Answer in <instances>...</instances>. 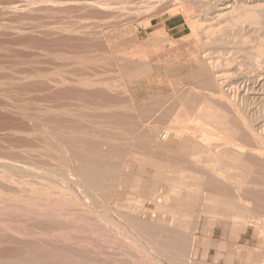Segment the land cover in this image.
<instances>
[{"label":"rangeland","instance_id":"obj_1","mask_svg":"<svg viewBox=\"0 0 264 264\" xmlns=\"http://www.w3.org/2000/svg\"><path fill=\"white\" fill-rule=\"evenodd\" d=\"M202 1L203 0H0V58L4 61L3 63L0 59V65L4 64L5 67L3 68L2 66L3 70L0 69V71L2 70L0 73L4 71L6 74L2 73L0 75V81L4 82L3 80L10 79L4 82V85H2L1 82V85L6 87L9 91V95L14 93L11 91L13 88L10 89L13 78L15 79L12 86L16 88L22 87V89L18 88L22 90V94L18 89L14 88L13 91L17 92L16 90H18L17 95L16 97L13 96L16 94L14 93L12 95L13 98L7 95L10 99L4 94V91L5 93L8 92L6 89L1 91V93L4 94V99L6 100L8 98L6 101L3 99V94L0 93V96H2L0 99L4 100V102H0V108L2 109H0V176L2 177L4 175L7 177L6 174H10L11 176H8L9 178L7 179L10 180L11 177V182H15V184H10V181L6 179V183L5 177L2 179L0 177V260L4 259L2 262L0 261V264H18V262L19 264H33L34 261L31 260L35 259L34 264H41V262L44 264V260H47V262H45L46 264H254L253 262L256 264L258 261L261 262V259H264V243H262V241H264V237H262L264 236V207L263 210H260L261 212L256 211L258 205L264 200V171L263 174H261V170H264V22L260 21V24H258V21H256L257 18L260 19L264 11V0ZM103 5L106 6H104V9ZM9 8L14 10H10ZM245 10L247 13L249 12L247 16H245L246 18L242 16ZM255 13L258 14L256 16L257 18L255 17ZM240 17L241 19L244 17L247 21L239 19ZM253 21H256V24L260 26L256 27ZM90 27L95 29H91ZM66 39L68 40L66 41ZM88 42L89 44H87ZM71 48L73 50H71ZM98 49H100L101 52L100 50L98 51ZM89 50L90 52H88ZM92 54H96L97 56ZM6 55L8 56L6 57ZM8 59L11 62L8 61ZM123 59L129 62L131 61L133 66L136 65V69L138 67L141 70V65V67L144 66L146 69H142L141 71L137 69L134 74L127 72V70L124 71L122 64ZM71 60L72 62H70ZM88 60L92 63L100 61L98 64L96 62V65L94 64L92 67L93 64L90 65L91 63H88ZM79 62L80 65H78ZM105 62L109 64L106 63L103 65L102 63ZM23 63L24 65H22ZM74 64L76 66H74ZM97 66L98 69H96ZM204 66H208L205 68L208 69L209 75L213 73L211 77L213 81H217V89L215 86L209 87V89L201 84L202 78H194L193 74L201 70ZM109 67H111V69H109ZM100 71H103V73ZM104 71L107 72V74H105ZM16 72L21 73L16 74ZM31 72L32 76H30ZM39 73H44L43 75L48 78H45ZM13 74L16 76L18 75L17 78L13 76ZM93 74H96V76L100 74L102 76L99 75L98 78L95 75L93 76ZM19 75L22 76L20 77L23 78V80L26 77L25 80L27 82L24 81L26 83H23ZM25 75H28V78L30 76L28 79L29 81ZM33 75H40L39 77L41 79L43 76L44 80H42L44 82L41 83L40 81L42 80L36 76L33 77ZM105 75L111 77H106ZM63 77L65 79H63ZM85 77L89 79L87 80ZM94 77L97 79H94ZM78 78L86 79V81H91L90 78H92V81L97 80L96 82L101 81V78L102 80L111 78L109 79L110 82H113L116 86L120 85V88L117 87V92H122L119 94L121 96L120 98L124 99L123 101H126L127 104H133L134 102L138 104L142 102L146 103L148 100V103H151V101L155 102L156 97H160V99L163 97L164 103H162L163 100H159V98L156 99L158 104L161 103L163 105L161 109H156L157 112L154 110L155 114L161 112L165 107L167 108L169 106L168 103H170V106L171 104H175V106H169L171 112L169 113L170 116H166L164 118L165 120L156 117L153 121L154 124L152 123L151 126L153 125L154 128L157 126L158 128L154 131H158V133H163V131L174 132L177 130V132H179L178 138H175L168 148H163V150L161 148L159 149V151L164 152H161V156L163 157L159 156L156 158V156L153 157V155H134L135 153L133 154V152L126 153L125 156L123 155L121 157H124L123 164L119 162L123 160L121 159L118 161L119 163L117 166L121 168L119 169L122 173L121 178L124 186L117 187L113 189V191L103 190L102 192H97L96 195L91 198L87 193H85V198L83 190L75 187L72 182H70L71 178H69L66 170L68 167L64 166H67L69 163L70 167V163L72 162L69 161L71 159L68 157V154L67 157H65L66 155L64 153H60L61 149L58 147L59 144L57 145L58 141H56L58 137L57 135H54V137L53 134L57 132L60 133L61 131H64V133L61 132L63 134H65V132L66 134L70 132L74 134L77 131V134H84L88 131L90 134H93L94 125L97 124L95 126L96 128L99 125L98 123H100L98 122L95 124V119L99 121L102 119L104 121L106 119L105 124V121H101L100 124L103 122L105 125L104 128H106L105 130H108V132H104L103 127L99 125V128L103 131L101 130L100 132V129L96 128L94 132L95 135H89L95 140V136H99L97 137V141H99V139L101 140L103 137V132L104 137L108 134L110 137H113V133H115L117 135L115 138L119 136L118 140L120 142L118 140L116 141L119 145V143L123 141L120 140L122 139L120 138L122 135L119 134L122 129L121 126L117 125L119 126L117 127L115 123L107 121L112 112L110 113L109 110L106 111L105 109L98 110L94 100L92 101L89 98L91 102L88 101V98L84 95L86 93L84 92H90L92 89H90V87H85L86 89L84 86L82 87V80L80 79V81ZM46 79L49 81H46ZM16 81H20V83L18 82L19 85L15 84V86L14 82ZM8 82H10V84ZM71 83L74 84L72 85ZM23 84L25 86H23ZM63 84H65V86ZM79 84L81 87L78 86ZM38 85L46 87L42 88L40 86L38 87L39 90L37 88ZM74 85L75 87L72 89ZM2 86L0 90L5 88H2ZM26 86L32 87V90H29L30 88L26 89ZM77 88L80 91H77ZM43 89H46V91ZM69 90L75 92L72 93V91L70 92ZM219 90H221V94ZM64 93L68 94L69 97ZM71 94H74L75 97ZM17 97L20 98L17 99ZM82 97L90 104L86 105L87 102L83 100ZM153 97H155V99ZM164 97L166 98L164 99ZM182 97H187L188 101H182ZM80 99L81 101H79ZM177 99H179V101H177ZM8 100L11 101L9 102ZM158 101L161 102L159 103ZM174 101L177 103H174ZM12 102L15 105H13ZM23 102L26 103L24 104ZM8 103H12V107H10ZM53 103H55V105ZM188 103H194V108L188 109L186 107ZM24 105L27 108H25ZM234 106L239 108L237 109ZM3 107L6 108V110L12 109L8 112ZM7 107L9 108L7 109ZM67 107L70 109H66ZM156 108H158V106ZM31 109L33 110L31 111ZM232 110L234 111L232 112ZM237 110H240V113ZM37 111H39L40 114ZM21 112L25 113V117L30 116L29 119H25ZM133 112L135 111L132 110V115ZM241 112L244 114H241ZM236 113H238V115ZM106 114H108V117ZM136 114L137 112H135L133 116H136V122L139 123ZM75 115L78 116V120ZM79 115L81 117L83 116L84 119L79 117ZM73 116L74 118H72ZM98 116H100V118ZM102 116L105 117L103 118ZM239 116L241 117L239 118ZM30 118L33 120L35 119L34 122L32 119L30 120ZM79 118L82 119L81 122L83 124L79 123ZM162 119L164 121H162ZM89 120H91V122L94 120V125H90L91 122ZM244 120H246V123H248V121L249 123L251 122L250 126H242V123L245 122ZM70 121L72 123H70ZM86 121L88 125H86ZM108 122H110V124ZM4 123L6 124L4 125ZM66 123L69 124V126H67ZM233 123L237 124L234 125ZM239 123L241 126L237 127ZM103 124L102 126H104ZM113 124L117 128L116 130L119 128L118 131L112 127ZM86 126H88V128ZM138 126L142 128L141 124H138ZM85 128L87 130L83 132ZM107 128H113V130L111 131ZM42 131H45L44 133H46V136L42 134ZM32 132L36 133L33 134ZM97 132H99V134H97ZM109 132H111L112 135ZM48 137L50 141H48ZM188 137L192 138V140H188ZM42 138L46 139L43 140ZM52 138L56 139L52 140ZM39 139L41 141H39ZM51 141L54 142L53 145L57 142L56 148L59 151L58 154L65 156L60 155L59 158L57 157L58 154L54 156L53 153H57V151L55 146L52 147ZM44 142H47L48 146L51 145V149L48 148ZM48 142L50 144H48ZM35 146L38 147L36 148ZM102 147L106 148L104 145L100 148ZM46 149H50L48 150L49 152H47ZM168 151L170 152L168 153ZM165 152L168 154L174 152L181 154L182 152V155L181 158L176 161V159H171L172 157L170 158L166 155ZM12 154L13 156H11ZM3 155L8 158L4 156V160ZM64 158L67 160L69 158L68 162L64 160ZM55 159L56 161H54ZM58 159H60V161ZM6 160L9 161L6 162ZM33 160L35 161L34 163H32ZM63 160L65 164H63V162L61 163ZM175 161L176 164H173ZM8 163L10 165L9 168ZM155 163L160 164V167H162L161 169H164V171L158 172V169L153 166ZM13 165L15 166L14 168ZM25 167L27 168L25 169ZM36 168H38V170ZM205 178H212L219 182L225 195H223L221 188H218L220 192L218 190L215 192L216 189L214 190V188H211V190H214L211 191L210 188L200 187V182ZM146 181L148 182L147 184L156 187L155 191H157V194L162 196L165 200L172 198L179 199L181 196L189 195L193 198V201L188 206H176L174 209H170L166 206H163L165 208H157L153 202L147 201V199L144 200L141 197L139 187ZM19 183H21V185ZM29 185L34 186L32 187L34 189L37 188L35 191L32 189V191ZM40 185H44L45 187ZM38 187L39 191H41L40 187L46 190L41 191V194H37L39 193L36 191ZM16 189L18 190L16 191ZM47 189H50V192H52L50 195ZM33 192L37 193L34 194ZM43 192H48V195L45 193L42 194ZM6 195H9V198ZM39 195L41 196L39 197ZM211 195L212 197L214 196V199L218 196L216 200L219 199L220 201L225 197H229L228 202L231 201V203L233 202V204L236 205L235 211H237V208L239 209L240 206L245 209L249 208L247 212L249 216L246 215L247 213H243L246 215V218H244L245 215L243 217V214H239L241 213L239 211L225 213L223 216H220L216 211L208 212L206 209H203L204 207H201V205L212 203L211 200L213 199H208ZM27 199H30V201ZM107 203L108 208L104 206ZM103 206L107 209H104ZM87 208L89 212L86 210ZM102 208L104 210H102ZM250 211L251 213H249ZM35 212L36 214H34ZM210 212L212 214H210ZM252 216L258 219L257 224L259 225L255 226L254 224V226H251L250 223L247 225L246 222L251 220L248 217ZM130 217L133 218L131 219ZM106 221H110L111 224L110 222L107 223L109 226L112 225L113 227H109L105 224ZM243 221L245 223H243ZM132 223L133 225H131ZM157 224L161 230L159 227V229H156ZM244 225L247 226L244 227ZM231 226L235 228L234 230H236L237 233L231 231ZM141 227L147 230L141 231ZM157 230L161 231V234ZM166 233L168 236L178 233L186 241L194 238L197 243L194 247H191L189 244L190 241L186 242L188 246L184 255L180 257L176 251L167 246H162L164 245V240L168 241L171 237L168 238ZM230 233L232 235H230ZM259 233L260 235L262 234V236H260ZM164 234L168 239L165 238ZM160 241H162L163 244L160 243ZM19 243H21V245ZM34 245L37 247H33ZM258 247L261 249L259 248V250ZM61 248L63 249L61 250ZM241 250H243L244 253L247 251L246 254L252 252V255H247V257L246 254H244L247 258L240 256L241 259L237 256L239 255L237 253ZM66 252L67 254H65ZM81 253H84V255ZM86 254H89V257L86 256ZM91 256H93V258ZM86 257L88 258L86 259ZM90 257L93 260H91ZM27 258H30V261ZM73 259L75 262H73ZM40 260L42 261L40 262Z\"/></svg>","mask_w":264,"mask_h":264},{"label":"bare ground","instance_id":"obj_2","mask_svg":"<svg viewBox=\"0 0 264 264\" xmlns=\"http://www.w3.org/2000/svg\"><path fill=\"white\" fill-rule=\"evenodd\" d=\"M200 1V0H199ZM204 1V0H203ZM202 1V2H203ZM98 2V1H97ZM102 2V1H101ZM119 2V1H118ZM220 2V1H219ZM126 3V2H125ZM94 4V3H93ZM98 4V3H97ZM96 4V5H97ZM100 4V3H99ZM103 4V3H102ZM101 4V5H102ZM108 4V3H107ZM89 5V4H88ZM106 5V4H105ZM105 5H103V9H104V6ZM92 6V5H91ZM107 6V5H106ZM105 6V7H106ZM263 6V5H262ZM88 7V6H87ZM93 7V6H92ZM117 7V6H116ZM235 7V6H234ZM253 7H254V5H253ZM243 8V7H242ZM10 10H14V9H12V8H9ZM99 9H100V7H99ZM120 9V8H119ZM254 9V8H253ZM260 9H261V7H260ZM94 10H95V8H94ZM238 10V9H237ZM240 10V9H239ZM242 10V9H241ZM235 11V10H234ZM255 11H256V9H255ZM262 11V10H261ZM139 12V11H138ZM235 12H237V11H235ZM234 12V13H235ZM240 12V11H239ZM230 13V12H229ZM249 13V12H248ZM247 12H246V10H245V13L242 15V16H247V14H248ZM257 13H259V14H261L260 12H257ZM238 14V13H237ZM256 14V13H255ZM108 15V14H107ZM241 15V14H240ZM250 15V14H249ZM249 15H248V17H249ZM258 14H256L255 15V17L257 16ZM117 16V15H116ZM232 16V15H231ZM238 16V15H237ZM254 16V15H253ZM123 17V16H122ZM224 17V16H223ZM244 17H242V19L243 20H246V19H244ZM236 18H238V17H236ZM246 18V17H245ZM257 18V17H256ZM91 19V18H90ZM234 19V18H233ZM239 19H241V17L239 18ZM241 19V20H242ZM88 20V19H87ZM114 20H115V18H114ZM253 20H256V19H253ZM247 21V20H246ZM256 21H258V24H260V21L262 22H264V11H263V13H262V15H261V17H260V19H258L257 18V20ZM254 22L255 24L254 25H256V27L257 26H260V25H258V24H256L257 22ZM92 23H94V22H92ZM97 23V22H96ZM145 23V22H144ZM225 23V22H224ZM91 24V23H90ZM262 24V23H261ZM88 25V24H87ZM97 25V24H96ZM244 25V24H243ZM90 26V25H89ZM98 26V25H97ZM150 26V25H149ZM251 26H252V23H251ZM85 27V26H84ZM91 27H94V26H91ZM90 27V28H91ZM87 28V27H86ZM89 28V29H90ZM5 29V28H4ZM85 29V28H84ZM83 29V30H84ZM91 29H95V28H91ZM86 30V29H85ZM256 30V29H255ZM232 31V30H231ZM80 32V31H79ZM85 32V31H84ZM92 32V31H91ZM94 32V31H93ZM239 32V31H238ZM96 33V32H95ZM98 33V32H97ZM80 34V33H79ZM82 34V33H81ZM85 35V34H84ZM95 35V34H94ZM100 35V34H99ZM91 36V35H90ZM89 36V37H90ZM97 36V35H96ZM244 36V35H243ZM82 37H83V34H82ZM154 37V36H153ZM242 37V36H241ZM86 38V37H85ZM157 38H159V37H157ZM71 39V38H70ZM97 39V38H96ZM244 39V38H243ZM68 39H66V41H67ZM94 40V39H93ZM98 40V39H97ZM156 40V39H155ZM70 41V40H69ZM81 41V40H80ZM92 41V40H91ZM77 42V41H76ZM94 42V41H93ZM97 42H99V41H97ZM173 42V41H172ZM218 42V41H217ZM250 42V41H249ZM63 43L65 44V42H64V40H63ZM62 43V44H63ZM73 43V42H72ZM95 43V42H94ZM93 43V44H94ZM75 44V43H74ZM78 44V43H77ZM76 44V45H77ZM83 44H85V43H83ZM87 44H89V42L87 43ZM70 45V44H69ZM66 46V45H65ZM71 46V45H70ZM81 46V45H80ZM92 46V45H91ZM67 47V46H66ZM71 47H73V46H71ZM87 47V46H86ZM93 47H94V45H93ZM100 47H102V46H100ZM65 48V47H64ZM82 48H84V47H82ZM90 48V47H89ZM95 48V47H94ZM99 48V47H98ZM66 49V48H65ZM68 49V48H67ZM73 49H75L74 47H73ZM72 48H71V50H73ZM76 49H77V47H76ZM86 49V48H85ZM2 50V49H1ZM78 50H80V49H78ZM95 50V49H94ZM100 49H98V51H99ZM7 51V50H6ZM86 51V50H85ZM93 51V50H92ZM5 52V51H4ZM75 52V51H74ZM87 52V51H86ZM88 52H90V50L88 51ZM100 52H101V50H100ZM106 52V51H105ZM254 52V51H253ZM1 53V52H0ZM2 53H3V51H2ZM7 53V52H6ZM82 53V52H81ZM97 53V52H96ZM113 53V52H112ZM111 53V54H112ZM220 54V53H219ZM1 55V54H0ZM60 55V54H59ZM74 55H75V53H74ZM73 55V56H74ZM86 55V54H85ZM92 55H96V54H92ZM101 55V54H100ZM100 55H98V56H100ZM102 55H104V54H102ZM8 55H6V57H7ZM65 56V55H64ZM72 56V57H73ZM91 56V55H90ZM97 56V55H96ZM5 57V56H4ZM67 57H69V56H67ZM101 57V56H100ZM3 58V57H2ZM12 58V57H11ZM18 58V57H17ZM62 58H64V57H62ZM61 58V59H62ZM82 58V57H81ZM105 58H107V57H105ZM127 58V57H126ZM1 59V58H0ZM60 59V60H61ZM65 59V58H64ZM71 59V58H70ZM80 59V58H79ZM83 59V58H82ZM100 59V58H99ZM103 59H104V57H103ZM250 59V58H249ZM2 60V59H1ZM4 60H7V59H4ZM67 60V59H66ZM78 60V59H77ZM96 60V59H95ZM97 60H98V58H97ZM100 60H102V59H100ZM99 60V61H100ZM107 60H109L108 58H107ZM129 60H130V58H129ZM3 61V60H2ZM1 61V62H2ZM8 61H10L9 59H8ZM20 61V60H19ZM75 61V60H74ZM80 61V60H79ZM82 61V60H81ZM83 61H86V60H83ZM92 61V60H91ZM99 61H96L97 62V64H98V62ZM253 61V60H252ZM11 62V61H10ZM69 62V61H68ZM70 62H72V60L70 61ZM96 62H94V63H92V62H90V60H88V63H91L90 65H92V67L94 66V64L96 65ZM104 62V61H103ZM109 62V61H108ZM108 62H105V63H102L103 65L104 64H106V63H108ZM115 62V61H114ZM122 64H123V68H124V71L125 70H127V72H131L132 74H134L136 71H137V69L138 70H140L138 67H137V69L135 68L136 67V65L135 66H133V64H131V61L129 62V61H127L126 59L124 60H122ZM3 63H4V61H3ZM15 63V62H14ZM19 63V62H18ZM30 63V62H29ZM32 63V62H31ZM120 63V62H119ZM203 63V62H202ZM26 64V63H25ZM101 64V63H100ZM109 64V63H108ZM135 64V63H134ZM208 64H210V63H208ZM218 64V63H217ZM6 65V64H5ZM16 65V64H15ZM18 65V64H17ZM22 65H24V63L22 64ZM40 65V64H39ZM78 65H80V62L78 63ZM87 65V64H86ZM111 65V64H110ZM139 65V64H138ZM1 66V68L0 69H2L3 70V68H5L4 67V64H2V65H0ZM2 66H3V68H2ZM34 66H37V65H34ZM74 66H76L75 64H74ZM82 66V65H81ZM106 66V65H105ZM109 66V65H108ZM140 66V65H139ZM142 66V65H141ZM140 66V68H142V69H146V67H141ZM11 67V66H10ZM9 67V68H10ZM85 67H87V66H85ZM104 67V66H103ZM205 67H208V66H204V67H202L201 68V70H198V72H196L195 74H193V76H194V78H202V82H201V84L202 85H204V86H206L207 88H209V87H216V82L217 81H213V79H212V77H211V75L213 74V73H210L211 75H209V72H208V69L207 68H205ZM8 68V69H9ZM68 68V67H67ZM70 68V67H69ZM78 68V67H77ZM83 68H84V66H83ZM83 68H82V70H83ZM95 68V67H94ZM149 68V67H148ZM212 68V67H211ZM221 68V67H220ZM25 69V68H24ZM29 69V68H28ZM39 69V68H38ZM96 69H98V66H97V68ZM100 69H101V67H100ZM104 69H105V67H104ZM109 69H111V67H109ZM141 69V70H142ZM242 69V68H241ZM1 70V71H2ZM15 70V69H14ZM20 70V69H19ZM32 70V69H31ZM76 70V69H75ZM80 70V69H79ZM85 70V69H84ZM136 70V71H135ZM140 70V71H141ZM213 70V69H212ZM0 71V72H1ZM49 71V70H48ZM59 71V70H58ZM109 71H111V70H109ZM109 71H108V73H109ZM113 71V70H112ZM216 71H218V70H216ZM13 72V71H12ZM18 72V71H17ZM16 72V74H19V73H21V72H19V73H17ZM24 72V71H23ZM36 72V71H35ZM34 72V73H35ZM39 72V71H38ZM77 72V71H76ZM80 72V71H79ZM88 72V71H87ZM101 73H103V71H100ZM105 72V71H104ZM114 72V71H113ZM2 73H4V71L2 72ZM2 73H0V75L2 74ZM10 73V72H9ZM64 73V72H63ZM70 73V72H69ZM83 73H85V72H83ZM97 73H99V72H97ZM5 74V73H4ZM36 74H37V72H36ZM40 75L42 74V73H39ZM44 74V73H43ZM42 74V75H43ZM49 74H51V73H49ZM90 74V73H89ZM105 74H107V72H105ZM110 74V73H109ZM113 74V73H112ZM115 74V73H114ZM6 75V74H5ZM8 75V74H7ZM23 75H24V73H23ZM29 75V74H28ZM28 75H25V76H27V80L30 78V76H32V72H31V75L29 76V78H28ZM39 75V76H40ZM74 75V74H73ZM85 75V74H84ZM88 75V74H87ZM96 76V74H93V76ZM100 75V74H99ZM99 75L98 76H96V77H98L99 78ZM111 75V74H110ZM118 75V74H117ZM137 75V74H136ZM13 76H15L16 78H17V76L16 75H14L13 74ZM21 75H19V78H20V80L22 79V82L23 83H26L27 81L25 80V78H24V80H23V78H21L20 77ZM36 76V75H35ZM34 75H33V77H35ZM38 75L36 76L37 78H40ZM44 77H45V75H43ZM42 76V79L44 78ZM71 76V75H70ZM100 76H102V75H100ZM106 77H111V76H107V75H105ZM135 76V75H134ZM222 76V75H221ZM239 76V75H238ZM2 77V76H1ZM4 77V76H3ZM24 77V76H23ZM33 77H31V78H33ZM47 77V76H46ZM45 77V78H46ZM53 77H55V76H53ZM62 77V76H61ZM67 77V76H66ZM87 77H89V76H87ZM92 77V76H91ZM96 77H94V79L96 78ZM117 77V76H116ZM119 77H120V75H119ZM7 78V77H6ZM9 78V77H8ZM13 78V77H12ZM18 78V79H19ZM48 78V77H47ZM84 78V77H83ZM81 79L82 80V82H81V85H82V87L84 86V88L85 87H90V89H92V90H90V92L88 91V89H87V91L88 92H84V90H83V92L84 93H86V94H84L85 95V97L86 98H88V101L89 102H91V100L93 101H95L96 102V107H97V109L98 110H102V109H105L106 111L107 110H109L110 111V113H111V116H109V119L107 120V121H111V123H115V125L117 126V125H119V126H121V129H122V131H121V129H120V133L119 134H121L122 135V137H120V138H122V139H120L121 141H122V143H119V145H118V143L116 142L118 139H119V136H118V138H115V137H117V135L115 134V133H113V132H115V131H113L112 133H113V137L111 136H109V134L107 135V136H105L104 137V132H108V130H105L106 128H104L105 127V123H106V119L103 121V119L101 120V121H103L104 122V124H103V122H102V124L104 125V126H102V124H100L101 123V121H99L98 119H95L96 121H94V123L96 124V123H98V122H100V123H98L101 127H103V129H104V132H103V137H102V139L100 140L99 139V141H97L98 140V138L97 137H99V136H95V138H96V140L95 139H93V137L92 136H90V135H93L94 134V132H95V129L96 128H99V125H98V127H96L95 128V126L97 125H94L93 124V121L91 122V120H89L90 122V125L91 124H93L94 125V130H93V134H90L89 133V131L88 132H86V133H82V134H77L78 133V131L76 132V133H74V134H72L71 132V134L69 133V134H66V132H65V134H63L64 133V131H61V132H63V133H59V132H57L56 134H53V136L54 135H57V137H58V140L56 139V138H52V140H55L56 139V141H58V143H57V145L59 144V146L58 147H60V149H61V152L60 153H64L65 155H62V154H58L59 153V151H58V149L56 148V143H55V145H53L54 144V142L53 141H51V145H53L52 147H54L55 146V149H56V151H57V153H53L54 154V156H55V154L57 155V157L59 158L60 157V155H62V156H65V157H67V154L69 155L68 157L71 159L69 162H72V163H70L71 165H70V167H69V163H68V165L67 166H64V167H68V169H66L67 170V172H68V175H69V178H71L70 179V182H72V184L75 186V187H77V188H81L82 190H83V192H84V195H85V193H87V195H89V197L91 198L92 196H95L96 195V193L97 192H102L103 190H109V191H113V189H116L117 187H123L124 186V183H123V180H122V178H121V175H122V173H121V171H120V167H118L117 166V164L119 163V162H121V164H123L122 162L124 161V157L123 158H121L123 155L125 156V154L127 153H130V152H133V154L134 155H142V156H152L153 155V157L154 156H156V158L157 157H159V156H161V154L162 153H164V152H162V151H159V149L161 148L162 150H163V148H168V146L171 144V143H173V141L175 140V138H178V133L179 132H177V131H174V132H170V131H163V133H158V131L156 132V131H154V130H156V128H158L157 126H156V128H154L153 127V125L151 126V124L153 123V121L155 120V118L156 117H160V118H165L166 116H170V114L169 113H171L170 112V107L172 106V105H174L175 106V104H171V106H170V103H168V105L170 106H168L167 108L165 107V109H163L161 112H159L158 114H155L154 112V110H158V109H161V106L163 105V104H161L159 101V103L161 104H158L157 103V98H159V100H163V97L160 99V97H156V99H155V97H153L154 99H155V102L153 101H151V103L149 102L148 103V101L145 103H137V102H134L133 104H131V103H126V101L124 102L123 100L124 99H121L120 97V92L118 93L117 92V90H118V88L117 87H119V86H116V84H113V82H110L109 81V79H111V78H109V79H106V80H102V78L100 79L101 81H98V82H96V81H92L93 79L92 78H90L91 79V81H86V79ZM104 78V77H103ZM114 78V77H113ZM112 78V79H113ZM121 78V77H120ZM14 79L15 78H13L12 79V82H11V86H10V89H14V88H16V87H14V86H12L13 84V81H14ZM41 78H40V80H42ZM63 79H65L64 77H63ZM62 79V80H63ZM68 79H69V77H68ZM67 79V80H68ZM71 79H73V78H71ZM79 79V78H78ZM77 79V80H78ZM79 79V80H80ZM89 79V78H88ZM87 79V80H88ZM97 79V78H96ZM204 79V80H203ZM216 79V78H215ZM214 79V80H215ZM10 80V79H9ZM9 80H3L4 82H6V81H9ZM39 80V79H38ZM44 80V79H43ZM40 81L41 83L42 82H44V81ZM48 79H46V81H47ZM52 80H54V79H52ZM59 80V79H58ZM75 80V79H74ZM77 80H76V82H77ZM79 80H78V82H79ZM80 80V81H81ZM83 80H85V81H83ZM99 80V79H98ZM115 80H116V78H115ZM220 80V79H219ZM234 80V79H233ZM24 81H26V82H24ZM29 81V80H28ZM30 81H32V80H30ZM33 81H35V80H33ZM49 81V80H48ZM60 81V80H59ZM112 81V80H111ZM1 82L2 81H0V89H1V86L2 85H4L3 83L4 82H2V85H1ZM20 83V81H16V82H14V85L16 84H18L19 85V83ZM52 82V81H51ZM116 82V81H115ZM9 84H10V82H8ZM32 83H34V82H32ZM49 83V82H48ZM223 83V82H222ZM7 84V83H6ZM28 84V83H27ZM39 84V83H38ZM60 84V83H59ZM69 84V83H68ZM72 84V83H71ZM74 84V83H73ZM72 84V85H73ZM200 84V85H201ZM220 84V83H219ZM218 84V85H219ZM226 84V83H225ZM8 85V84H7ZM15 85V86H16ZM21 85H22V83H21ZM46 85H47V82H46ZM49 85V84H48ZM55 85V84H54ZM64 86H65V84H63ZM81 85L79 84L78 86L79 87H81ZM23 86H25L24 84H23ZM34 86V85H33ZM41 86V85H40ZM39 85L37 86V88L38 87H40ZM43 86V85H42ZM41 86V87H42ZM121 86H122V84H121ZM220 86V85H219ZM5 86H2V88H4ZM27 87V86H26ZM35 87H36V84H35ZM44 87H46V86H44ZM44 87H42V88H44ZM60 87V86H59ZM63 87V86H62ZM73 87H75V85L74 86H72V89H73ZM78 87V88H79ZM92 87V88H91ZM218 87V86H217ZM217 87H216V89H217ZM233 87V86H232ZM9 88V87H8ZM18 88H21L22 89V87H18ZM18 88H16V89H18ZM24 88V87H23ZM28 88H30L29 90H32L31 88L32 87H27L26 89H28ZM41 88V89H42ZM78 88H77V91H80V90H78ZM120 88V87H119ZM220 88V87H219ZM223 88V87H222ZM6 89V87L4 88V89H2V90H0V93H1V91H3V90H5ZM9 89V90H10ZM13 89L11 90L12 92H14V93H16L15 95H13L12 94V92H11V94L13 95V96H15L16 97V95H17V92H18V90H16L17 92H15V91H13ZM34 89V88H33ZM39 89V88H38ZM59 89V88H58ZM63 89V88H62ZM71 89V88H70ZM76 89V88H75ZM83 89V88H82ZM82 89H81V91H82ZM86 89V88H85ZM122 89V88H121ZM210 89V88H209ZM214 89V88H213ZM221 89V88H220ZM7 90V89H6ZM24 90V89H23ZM34 90H36V89H34ZM33 90V91H34ZM40 90V89H39ZM43 90H45L46 91V89H43ZM56 90V89H55ZM67 90V89H66ZM8 91V90H7ZM20 92H21V94H22V90H19ZM25 91V90H24ZM54 91V90H53ZM59 91V90H58ZM65 91V90H64ZM70 92L72 91V93L73 92H75V91H73V90H69ZM69 91H67V92H69ZM86 91V90H85ZM220 92V94H221V90H219ZM19 92V93H20ZM41 92V91H40ZM43 92V91H42ZM61 92H62V90H61ZM60 92V93H61ZM66 92V91H65ZM69 92V93H70ZM6 93H8V94H6ZM5 93V91H4V94L7 96H12V95H9V91L8 92H6ZM28 93V92H27ZM26 93V94H27ZM47 93V92H46ZM45 93V94H46ZM56 93V92H55ZM54 93V94H55ZM59 93V94H60ZM122 93V92H121ZM124 93V92H123ZM1 94H3V93H1ZM0 94V95H1ZM4 94H3V99H4ZM21 94H18V95H21ZM24 94V93H23ZM29 94H31V93H29ZM65 94V93H64ZM78 94V93H77ZM83 94V93H82ZM48 95H50V94H48ZM58 95V94H57ZM62 95H63V92H62ZM61 95V96H62ZM65 95H67L68 97H69V95L68 94H65ZM72 95V94H71ZM173 95V94H172ZM7 96V97H8ZM13 96H12V98H13ZM33 96V95H32ZM36 96V95H35ZM53 96V95H52ZM72 96H74V94L72 95ZM77 96V95H76ZM80 96V95H79ZM124 96H125V94H124ZM123 96V97H124ZM175 96V95H174ZM224 96V95H223ZM2 96H0V98H1ZM8 97V98H9ZM14 97V98H15ZM75 97V96H74ZM122 97V98H123ZM126 97V96H125ZM166 97H168V96H166ZM166 97H164V99L166 98ZM215 97V96H214ZM7 98V99H8ZM11 98V99H12ZM20 97H17V99H19ZM45 98H46V96H45ZM44 98V99H45ZM65 98V97H64ZM70 98H71V96H70ZM89 98L91 99V100H89ZM169 98V97H168ZM177 98H180V97H177ZM1 100L0 102H4V100ZM6 99V100H7ZM10 99V98H9ZM23 99V98H22ZM39 99V98H38ZM67 99V98H66ZM79 99V98H78ZM82 99H83V97H82ZM169 99H171V98H169ZM182 99V101H184V102H187L188 101V99H187V97H182L181 98ZM5 100V101H6ZM15 100V99H14ZM14 100H12V101H14ZM46 100V99H45ZM63 100V99H62ZM73 100V99H72ZM83 100H85L87 103H86V105L87 104H90V103H88V101L84 98ZM126 100V99H125ZM130 100V99H129ZM133 100V99H132ZM151 100V99H150ZM217 100V99H216ZM9 101V100H8ZM11 101V100H10ZM9 101V102H10ZM18 101V100H17ZM27 101V100H26ZM48 101H49V99H48ZM68 101V100H67ZM71 101V100H70ZM79 101H81V99L79 100ZM144 101V100H143ZM167 101V100H166ZM177 101H179V99H177ZM19 102V101H18ZM53 102V101H52ZM55 102V101H54ZM63 102V101H62ZM77 102H78V100H77ZM83 102V101H82ZM129 102V101H128ZM165 101L163 100L162 101V103H164ZM171 102V101H170ZM13 103V102H12ZM12 103H8V105L10 106V107H12ZM24 103V102H23ZM26 103V102H25ZM24 103V104H25ZM63 103H65V102H63ZM79 103V102H78ZM173 103V102H172ZM174 103H177V102H175L174 101ZM3 104V103H2ZM15 104H16V101H15ZM14 103H13V105H15ZM20 104H21V102H20ZM32 104H34V103H32ZM46 104V103H45ZM54 105H55V103H53ZM77 104V103H76ZM221 104V103H220ZM5 105H7V104H5ZM4 105V106H5ZM18 105V104H17ZM52 105V104H51ZM58 105V104H57ZM66 105V104H65ZM160 105V106H159ZM25 106V105H24ZM67 106V105H66ZM77 106H79V105H77ZM158 106V108H156ZM250 106V105H249ZM6 107V106H5ZM30 107V106H29ZM34 107V106H33ZM36 107H37V105H36ZM61 107V106H60ZM85 107H87V106H85ZM95 107V108H96ZM186 107L188 108V109H192V108H194V103H188V104H186ZM210 107V106H209ZM235 107V106H234ZM4 108V107H3ZM9 107H7V109H8ZM16 108V107H15ZM25 108H27L26 106H25ZM38 108V107H37ZM43 108V107H42ZM42 108H41V110H42ZM45 108V107H44ZM54 108V107H53ZM59 108V107H58ZM77 108V107H76ZM94 108V109H95ZM235 108H239V107H235ZM240 108H241V106H240ZM243 108V107H242ZM1 109V108H0ZM5 110H6V108H4ZM3 109V110H4ZM12 109V108H11ZM11 109H9V110H11ZM24 109V108H23ZM46 109V108H45ZM64 109V108H63ZM66 109H70V108H66ZM93 109V108H92ZM2 110V109H1ZM4 110V111H5ZM9 110H6V111H8L9 112ZM26 110V109H25ZM33 109H31V111H32ZM40 110V111H41ZM54 110V109H53ZM73 110V109H72ZM78 110V109H77ZM132 110L133 111H135V112H137V118H138V121H139V123L138 122H136V119H135V117L136 116H133L134 114H135V112H133V115H132ZM157 110H156V112H157ZM172 110V109H171ZM246 110V109H245ZM21 111H24V110H21ZM26 111H28V110H26ZM45 111V110H44ZM47 111V110H46ZM49 111H50V109H49ZM48 111V112H49ZM93 111H95V110H93ZM116 111V112H115ZM153 111V112H152ZM234 110H232V112H233ZM236 111V110H235ZM238 112L240 111V110H237ZM18 112V111H17ZM37 112H39V111H37ZM36 112V113H37ZM56 112V111H55ZM63 112V111H62ZM82 112V111H81ZM98 112V111H97ZM115 112V113H114ZM12 113V112H11ZM20 113V112H19ZM21 113H23V112H21ZM29 113V112H28ZM31 113V112H30ZM34 113H35V111H34ZM45 113V112H44ZM47 113V112H46ZM109 113V112H108ZM240 113V112H239ZM39 114H40V112H39ZM52 114V113H51ZM62 114V113H61ZM76 114V113H75ZM93 114V113H92ZM174 114V113H173ZM234 114V113H233ZM237 115H238V113H236ZM241 114H244V113H242L241 112ZM6 115V114H5ZM25 115V113H23V116ZM27 115V114H26ZM30 115V114H29ZM32 115V114H31ZM43 115V114H42ZM54 115V114H53ZM74 115V114H73ZM82 115V114H81ZM102 115V114H101ZM103 115H104V113H103ZM107 115V117H108V114H106ZM105 115V116H106ZM34 116H36V115H34ZM46 116V115H45ZM69 116V115H68ZM76 116V115H75ZM86 116V115H85ZM105 116H102L103 118L105 117ZM262 116V115H261ZM30 117V116H29ZM29 117H25L24 116V118L25 119H29ZM40 117V116H39ZM43 117V116H42ZM60 117V116H59ZM77 117L78 116H76V119H77ZM79 117H81L80 115H79ZM89 117V116H88ZM99 118H100V116H98ZM241 116H239V118H240ZM2 118V117H1ZM12 118V117H11ZM46 118V117H45ZM44 118V119H45ZM72 118H74V116L72 117ZM82 119H84V117L82 116L81 117ZM87 118V117H86ZM95 118V117H94ZM97 118V117H96ZM9 119V118H8ZM32 118H30V120H31ZM38 119V118H37ZM48 119H50V118H48ZM57 119V118H56ZM59 119V118H58ZM68 119V118H67ZM80 119V118H79ZM82 119H80V122L79 121H77V122H79V123H82L81 122V120ZM92 119H93V117H92ZM135 119V120H134ZM162 119V121H164ZM191 119V118H190ZM261 119V118H260ZM4 120H5V118H4ZM29 120V121H30ZM33 120V119H32ZM35 120V119H34ZM34 120H33V122H34ZM40 120V119H39ZM51 120V119H50ZM49 120V121H50ZM64 120V119H63ZM74 120V119H73ZM78 120V119H77ZM98 120V121H97ZM243 120V119H242ZM263 120V119H262ZM46 121V120H45ZM48 121V120H47ZM62 121V120H61ZM76 121V120H75ZM74 121V122H75ZM88 121V120H87ZM87 121H86V123H87ZM156 121H157V119H156ZM156 121H155V125H156ZM211 121V120H210ZM235 121V120H234ZM239 121H240V119H239ZM245 122L244 123H242L243 125L242 126H250V123H249V121H248V123H249V125H248V123H246V120H244ZM32 122V121H31ZM55 122V121H54ZM58 122V121H57ZM63 122V121H62ZM61 122V123H62ZM68 122H69V120H68ZM158 122V121H157ZM193 122V121H192ZM198 122V121H197ZM222 122H223V120H222ZM236 122V121H235ZM262 122V121H261ZM7 123V122H6ZM6 123H4V125L6 124ZM27 123V122H26ZM40 123V122H39ZM42 123V122H41ZM70 123H72L71 121H70ZM109 124H110V122H108ZM141 124L142 125V128H139V126H138V124ZM194 123V122H193ZM237 123H238V121H237ZM237 123H235V124H237ZM3 124V123H2ZM31 124V123H30ZM35 124V123H34ZM46 124V123H45ZM67 124V123H66ZM78 124V123H77ZM83 124V123H82ZM81 124V125H82ZM108 124V125H109ZM154 124V123H153ZM163 124V123H162ZM207 124V123H206ZM210 124H211V122H210ZM222 124V123H221ZM223 124H224V122H223ZM234 124V123H233ZM234 124V125H235ZM3 125V126H4ZM32 125H33V123H32ZM54 125H56V124H54ZM86 125H88V123L86 124ZM92 125V126H93ZM114 124H113V126L112 127H114L115 128V130L117 129L116 128V126H115ZM197 125V124H196ZM9 126V125H8ZM21 126V125H20ZM34 126V125H33ZM32 126V127H33ZM47 126V125H46ZM66 126V125H65ZM67 126H69V124H67ZM75 126V125H74ZM73 126V127H74ZM84 126V125H83ZM119 126H117V127H119ZM214 126V125H213ZM239 126H241V124L239 123V125L237 126V127H239ZM1 127V126H0ZM5 127V126H4ZM3 127V128H4ZM11 127V126H10ZM27 127V126H26ZM35 127V126H34ZM63 127V126H62ZM87 128H88V126H86ZM90 127V126H89ZM108 127V126H107ZM152 127V128H151ZM21 128V127H20ZM48 128V127H47ZM69 128V127H68ZM77 128V127H76ZM91 128V127H90ZM89 128V129H90ZM111 128V127H110ZM110 128H107V129H109V130H113V128L112 129H110ZM154 128V129H153ZM252 128V127H251ZM34 129V128H33ZM38 129V128H37ZM72 129V128H71ZM100 130V132H101V128H99ZM5 130V129H4ZM7 130V129H6ZM28 130L30 131V129L28 128ZM39 130V129H38ZM75 130V129H74ZM87 129L85 128V130L83 131V132H85ZM118 130H119V128H118ZM118 130H116V131H118ZM17 131V130H16ZM37 131V130H36ZM70 131V130H69ZM103 131V130H102ZM34 132V131H33ZM32 132V133H33ZM41 132V131H40ZM45 132V131H44ZM43 131H42V134H44L45 136H46V133H44ZM82 132V131H81ZM80 132V133H81ZM36 133V132H35ZM35 133H33V134H35ZM88 133V134H87ZM110 134H111V132H109ZM26 134V133H25ZM28 134V133H27ZM41 134V133H40ZM41 134V135H42ZM90 134V135H89ZM97 134H99V132H97ZM100 134H102V133H100ZM106 134V133H105ZM118 134V135H119ZM30 135V134H29ZM49 135V134H48ZM47 135V136H48ZM95 135V134H94ZM112 135V134H111ZM114 135H116V136H114ZM50 136V135H49ZM51 136H52V134H51ZM100 136H102V135H100ZM37 137V136H36ZM44 137V136H43ZM55 137V136H54ZM217 137V136H216ZM33 138V137H32ZM51 138V137H50ZM101 138V137H100ZM213 138V137H212ZM215 138V137H214ZM36 139V138H35ZM43 140H45L44 138H42ZM47 139H49V137L47 138ZM24 140H26V139H24ZM188 140H192V138H189L188 137ZM212 140V139H211ZM218 140V139H217ZM217 140H215V141H217ZM221 140V139H220ZM39 141H41L40 139H39ZM47 141V140H46ZM48 141H50V139L48 140ZM119 141V140H118ZM222 141V140H221ZM18 142V141H17ZM20 142V141H19ZM120 142V141H119ZM28 143V142H27ZM30 143V142H29ZM41 143V142H40ZM216 143H219V142H216ZM220 143H222V142H220ZM44 144H46L47 145V142L45 143L44 142ZM48 144H50L49 142H48ZM258 144H259V142H258ZM51 145L50 146H48V148H50L51 149ZM106 146V148H100L101 146ZM19 146V145H18ZM29 146H30V144H29ZM32 146V145H31ZM261 146H262V144H261ZM20 147V146H19ZM25 147V146H24ZM23 147V148H24ZM36 147V146H35ZM38 147V146H37ZM36 147V148H37ZM42 147H43V145H42ZM258 147V146H257ZM263 147V146H262ZM22 148V147H21ZM40 148V147H39ZM45 148H46V146H45ZM44 148V149H45ZM12 149H14V148H12ZM17 150H19L18 148H16ZM43 149V150H44ZM50 149H48V150H50ZM54 149V150H55ZM260 149H263V148H260ZM11 150V149H10ZM15 150V149H14ZM47 150V149H46ZM47 150V152H49ZM53 150V151H54ZM16 151V150H15ZM52 151V152H53ZM55 151V152H56ZM165 151V150H164ZM167 151V150H166ZM18 152V151H17ZM17 152H16V154H17ZM21 152V151H20ZM26 152V151H25ZM41 152V151H40ZM162 152V153H161ZM170 151H168V153H169ZM23 153V152H22ZM27 153V152H26ZM25 153V154H26ZM166 153V155H168L171 159H176V161L178 160V159H180L181 158V155H182V152H181V154H179V153H177V152H174V153H170V154H168L167 152H165ZM9 154V153H8ZM16 154H14V155H16ZM19 154H21V153H19ZM48 154V153H47ZM133 154H131V155H133ZM263 154V153H262ZM5 155H7V154H5ZM5 155H3V159H4V156ZM18 155V154H17ZM22 155V154H21ZM50 155V154H49ZM184 155V154H183ZM11 156H13V154L11 155ZM20 156V155H19ZM26 156V155H25ZM29 156H30V154H29ZM42 156H43V154H42ZM1 157V156H0ZM5 157H7V156H5ZM32 157H33V155H32ZM40 157V156H39ZM48 157V156H47ZM161 157H163V156H161ZM8 158V157H7ZM26 158V157H25ZM69 158H68V160H69ZM184 158H185V156H184ZM22 159V158H21ZM121 159H123V160H121ZM165 159V158H164ZM167 159H168V157H167ZM183 159V158H182ZM181 159V160H182ZM259 159V158H258ZM5 160V159H4ZM10 160V159H9ZM8 160V161H9ZM12 160V159H11ZM19 160V159H18ZM39 160V159H38ZM50 160V159H49ZM59 161H60V159H58ZM64 160H66L67 162H68V160L66 159V158H64ZM64 160L63 161H61V163L63 162V164H65L64 163ZM119 160H121V161H119ZM7 160H6V162H8ZM20 161V160H19ZM18 161V162H19ZM27 161V160H26ZM46 161V160H45ZM53 161V160H52ZM54 161H56V159L54 160ZM119 161V162H118ZM168 161H170V160H168ZM176 161H175V163H173V164H176ZM262 161V160H261ZM23 162V161H22ZM35 161L33 160V162L32 163H34ZM66 162V163H67ZM172 162V161H171ZM174 162V161H173ZM257 162H259V161H257ZM2 163V162H1ZM13 163V162H12ZM30 163V162H29ZM39 163V162H38ZM50 163V162H49ZM53 163V162H52ZM57 163H59V162H57ZM177 163H179V162H177ZM181 163H182V161H181ZM6 164V163H5ZM13 164H15V163H13ZM19 164H20V162H19ZM28 164V163H27ZM46 164V163H45ZM51 164V163H50ZM63 164H61V165H63ZM120 164V165H121ZM152 164V163H151ZM258 164V163H257ZM35 165V164H34ZM38 165V164H37ZM36 165V166H37ZM44 165V164H43ZM56 165V164H55ZM119 165V166H120ZM22 166V165H21ZM24 166V165H23ZM29 166H31V165H29ZM54 166V165H53ZM57 166V165H56ZM156 169H158L157 171L159 172H161L162 170L164 171V169H161L162 167H160V164H157V163H155L154 165H153ZM5 167H7V166H5ZM4 167V168H5ZM10 167V165H9V163H8V168ZM15 166L13 165V168H14ZM20 167V166H19ZM28 167V166H27ZM27 167H25V169L27 168ZM47 167H49V166H47ZM60 167V166H59ZM118 167V168H117ZM258 167V166H257ZM263 167V166H262ZM261 167V168H262ZM41 168V167H40ZM61 168V167H60ZM120 168V169H119ZM164 168V167H163ZM170 168H172V167H170ZM176 168V167H175ZM12 169V168H11ZM31 169V168H30ZM33 169V168H32ZM35 169V168H34ZM37 170H38V168H36ZM54 169V168H53ZM59 169V168H58ZM174 169V168H173ZM7 170V169H6ZM9 170V169H8ZM64 170V169H63ZM259 170H261V169H259ZM258 170V171H259ZM9 171H11V170H9ZM13 171H15V170H13ZM33 171V170H32ZM51 171V170H50ZM56 171V170H55ZM62 171V170H61ZM174 171V170H173ZM257 171V170H256ZM262 171V173L261 174H263V169L261 170ZM261 171H259V172H261ZM35 172H37V171H35ZM52 172V171H51ZM66 172V171H65ZM169 172H171V171H169ZM255 172V171H254ZM15 173V172H14ZM20 173V172H19ZM38 173V172H37ZM54 173V172H53ZM52 173V174H53ZM21 174V173H20ZM35 174V173H34ZM33 174V175H34ZM62 174V173H61ZM64 174V173H63ZM257 174V173H256ZM260 174V173H259ZM26 175V174H25ZM32 175V176H33ZM40 175V174H39ZM66 175V174H65ZM6 176L7 177H5L4 175L1 177V179L2 178H4L5 177V180L7 179V178H9L8 176H11L10 174L9 175H7L6 174ZM27 176V175H26ZM35 176V175H34ZM33 176V177H34ZM61 176H63V175H61ZM29 177H30V175H29ZM28 177V178H29ZM58 178V177H57ZM63 178V177H62ZM40 179V178H39ZM4 180V179H3ZM4 180V181H5ZM8 181H10L9 183L11 184H15V182H11V177H10V180L9 179H7ZM7 180H6V183H7ZM13 180V179H12ZM19 180V179H18ZM26 180V179H25ZM56 180V179H55ZM62 180V179H61ZM65 180V179H64ZM69 180V179H68ZM33 181V180H32ZM45 181V180H44ZM219 181V180H218ZM34 182V181H33ZM37 182H38V180H37ZM58 182V181H57ZM64 182V181H63ZM69 182V181H68ZM69 182V183H70ZM61 183H62V181H61ZM68 183V184H69ZM148 182L146 181V182H144L143 183V185H140V187H139V191H140V193H141V197L145 200V199H147V201H151V202H153L154 203V205L157 207V208H165V207H163V206H166V207H168V208H170V209H174L176 206L178 207V206H188V205H190L191 204V202L193 201V198L191 197V196H189V195H185V196H181L179 199L178 198H172V199H164V198H162V196H160V195H158L157 194V191H155V188L156 187H152L150 184H147ZM17 184V183H16ZM20 185H21V183H19ZM25 184V183H24ZM35 184H36V181H35ZM39 184V183H38ZM60 184V183H59ZM64 184V183H63ZM65 184H66V182H65ZM6 185V184H5ZM23 185V184H22ZM27 185V184H26ZM30 185H32V184H30ZM29 185V187H31V189L30 190H34L35 191V189L37 188H32V187H34V186H30ZM45 185V184H44ZM44 185H40V186H44ZM46 185H48V184H46ZM64 186V185H63ZM199 186L201 187V186H203V187H207V189H209L210 188V190H211V188H214V190H215V192L218 190L219 191V189L218 188H221L222 186H221V184L219 183V182H217V181H215V180H213L212 178H205L203 181H201L200 182V184H199ZM221 186V187H220ZM10 187V186H9ZM17 187V186H16ZM42 187H40V190L41 191H43V190H46L45 188H42ZM45 187V186H44ZM10 188H12V187H10ZM42 188V189H41ZM57 188V187H56ZM237 188H239V187H237ZM250 188V187H249ZM5 189V188H4ZM24 189V188H23ZM28 189V190H29ZM59 189V188H58ZM68 189V188H67ZM6 190V189H5ZM18 189H16V191H17ZM21 190H22V188H21ZM27 190V191H28ZM32 190V191H33ZM48 190V189H47ZM214 190H211V191H214ZM221 190L223 191V188H221ZM225 190V189H224ZM228 190V189H227ZM257 190V189H256ZM261 190V189H260ZM10 191V190H9ZM26 191V190H25ZM36 191H38L39 193H37V192H35V193H37V194H41L40 192L41 191H39V187H38V189L36 190ZM54 191V190H53ZM59 191V190H58ZM57 191V192H58ZM62 191V190H61ZM251 191H252V189H251ZM254 191V190H253ZM6 192V191H5ZM29 192V191H28ZM31 192V191H30ZM48 192H49V195H50V193H52V192H50V189L48 190ZM48 192H43L42 194H47L48 195ZM220 192V191H219ZM247 192V191H246ZM255 192V191H254ZM34 193V192H33ZM34 193V194H35ZM55 193V192H54ZM59 193V192H58ZM64 193V192H63ZM66 193V192H65ZM225 193H226V191H225ZM258 193H260V192H258ZM17 194V193H16ZM23 194V193H22ZM220 194V193H219ZM219 194H218V196H219ZM250 194V193H249ZM264 194V193H263ZM28 195V194H27ZM67 195V194H66ZM65 195V196H66ZM71 195V194H70ZM74 195H76V194H74ZM216 195V194H215ZM221 195H222V193H221ZM220 195V196H221ZM223 195H225L224 194V191H223ZM251 195V194H250ZM253 195V194H252ZM7 197L9 196V195H6ZM35 196V195H34ZM38 196V195H37ZM41 195H39V197H40ZM196 196V195H195ZM204 196V195H203ZM218 196L214 199L213 197H212V195H211V197H209L208 199H213L214 200V202H213V200H211L212 201V203L210 202V203H208V204H204V205H201V207L203 206L204 208L203 209H206L208 212L209 211H216V213H219L220 214V216L222 215L223 216V214L225 215V213H230V212H234L235 211V209H236V205H234L233 204V202L231 203V201L230 202H228V198L227 197H225L224 199L226 200H222V201H220L219 199L218 200H216L217 198H218ZM32 197V196H31ZM58 197V196H57ZM197 197V196H196ZM9 198V197H8ZM55 198V197H54ZM62 198V197H61ZM78 198V197H77ZM85 198H86V195H85ZM88 198V197H87ZM199 198V197H198ZM219 198H221V197H219ZM23 199V198H22ZM35 199V198H34ZM43 199V198H42ZM57 199V198H56ZM64 199V198H63ZM4 200V199H3ZM27 200H29L30 201V199H27ZM36 200H37V198H36ZM36 200H34V201H36ZM40 200V199H39ZM55 200V199H54ZM66 200V199H65ZM70 200V199H69ZM111 200V199H110ZM109 200V201H110ZM216 200V201H215ZM9 201V200H8ZM8 201H7V203H8ZM11 201V200H10ZM21 201V200H20ZM19 201V202H20ZM41 201V200H40ZM56 201V200H55ZM88 201V200H87ZM146 201V202H147ZM202 201V200H201ZM206 201V200H205ZM205 201H204V203H205ZM21 202H23V201H21ZM42 202V201H41ZM68 202V201H67ZM73 202V201H72ZM111 202V201H110ZM198 202V201H197ZM25 203V202H24ZM29 203H31V202H29ZM33 203V202H32ZM150 203V202H149ZM235 203V202H234ZM25 204H27V203H25ZM43 204V203H42ZM63 204V203H62ZM72 204V203H71ZM75 204V203H74ZM85 204V203H84ZM199 204H201V203H199ZM237 204V203H236ZM1 205V204H0ZM37 205V204H36ZM57 205V204H56ZM107 205H108V203L107 204H105L104 206L105 207H107ZM3 206V205H2ZM8 206V205H7ZM6 206V207H7ZM43 206V205H42ZM103 206V207H104ZM33 207H35V206H33ZM44 207V206H43ZM80 207H82V206H80ZM97 207V206H96ZM104 207V209H107V208H105ZM200 207V206H199ZM238 207H239V205H238ZM263 207H264V200L263 201H261V204H259L258 205V208H257V210L256 211H259V212H261L260 210H263ZM38 208V207H37ZM45 208V207H44ZM85 208V207H84ZM2 209V208H1ZM81 209V208H80ZM79 209V210H80ZM83 209V208H82ZM103 208H102V210H104ZM200 209V208H199ZM78 210V211H79ZM85 210V209H84ZM87 211H88V208L86 209ZM205 210V211H206ZM248 210H249V208L248 209H245V208H243V207H239V209L237 208V211H235V212H241V213H239V214H243V213H247L248 212ZM251 210V209H250ZM35 211V210H34ZM39 211V210H38ZM83 211V210H82ZM81 211V212H82ZM205 211H204V213H205ZM264 211V210H263ZM262 211V212H263ZM44 212V211H43ZM89 212V211H88ZM99 212V211H98ZM101 212V211H100ZM208 212H206V213H208ZM47 213V212H46ZM135 213V212H134ZM249 213H251V211L249 212ZM257 213V212H256ZM34 214H36V212L34 213ZM81 214V213H80ZM209 214V213H208ZM210 214H212L211 212H210ZM231 214H233V213H231ZM238 214V213H237ZM245 214H243L242 216L244 217V215ZM253 214V213H252ZM41 215V214H40ZM246 215H248L249 216V214L247 213ZM246 215H245V217L244 218H246ZM254 215V214H253ZM235 216H236V214H235ZM240 216V215H239ZM227 217V216H226ZM48 218V217H47ZM51 218V217H50ZM131 219L133 218V217H130ZM135 218V217H134ZM218 218V217H217ZM230 218V217H229ZM249 219H251V220H249V219H247V220H249V221H247L246 223H247V225L250 223L251 224V226H254V224H255V226L256 225H259V224H257V221H258V219L257 218H255L254 216H252V217H248ZM136 219V218H135ZM227 219V218H226ZM46 220H48V219H46ZM106 220V219H105ZM107 220H109V219H107ZM134 220V219H133ZM158 220V219H157ZM217 220H219V219H217ZM217 220H216V222H217ZM259 220H260V218H259ZM135 221V220H134ZM133 221V222H134ZM110 222V221H106V223L105 224H107L108 226H109V224L108 223ZM132 222V221H131ZM4 223V222H3ZM234 223V222H233ZM243 223H245L244 221H243ZM259 223V222H258ZM110 224H111V222H110ZM117 224V223H116ZM136 224V223H135ZM134 224V225H135ZM159 224H160V222H159ZM235 224V223H234ZM264 224V223H263ZM131 225H133V223L131 224ZM246 225V226H247ZM55 226V225H54ZM110 226H112V225H110ZM109 226V227H110ZM117 226V225H116ZM136 226V225H135ZM245 225H244V227H246ZM250 226V225H249ZM59 227V226H58ZM113 227V226H112ZM148 227V226H147ZM159 226H158V224H157V228L156 227H154V228H156V229H159L160 227H161V224H160V227L158 228ZM232 227V229H231V231L233 232V231H235L236 233H237V231L236 230H234L235 228H233V226H231ZM234 227H235V225H234ZM118 228V227H117ZM139 228V227H138ZM142 228V227H141ZM151 228H153V227H151ZM58 229V228H57ZM227 229V228H226ZM244 229V228H243ZM13 230V229H12ZM58 230H60V229H58ZM143 230H147V229H141V231H143ZM149 230V229H148ZM155 230V229H154ZM154 230H150V231H154ZM160 230H161V228H160ZM159 233L161 232V231H159V230H157ZM226 231V230H225ZM14 232V231H13ZM241 232V231H240ZM18 233V232H17ZM22 233V232H21ZM144 233V232H143ZM158 233V234H159ZM169 233V232H168ZM262 233V232H261ZM34 234V233H33ZM42 234V233H41ZM50 234V233H49ZM145 234V233H144ZM161 234V233H160ZM140 235V234H139ZM143 235V234H142ZM165 235V234H164ZM166 235H167V233H166ZM166 235H165V238H167L166 237ZM230 235H232L231 233H230ZM234 235V234H233ZM259 235H260V233H259ZM29 236V235H28ZM45 236V235H44ZM47 236H49V235H47ZM168 236V235H167ZM171 236V237H170ZM170 236H168V238H169V240L168 241H166V240H164L163 242H164V245H162L163 243H162V241H160V243H162L161 245L163 246V247H169V248H171L172 250H174V251H176L177 252V254L180 256V257H182L183 255H184V253H185V250H186V248H187V243L186 242H189L190 241V246L191 247H194L195 246V244L197 243L196 242V240H194V238H190L191 240H189V241H186V240H184V238L181 236V235H179L178 233H175V234H173V235H171L170 234ZM192 236V235H191ZM212 236V235H211ZM260 236H262V234L260 235ZM259 236V237H260ZM262 237H264V236H262ZM141 238V237H140ZM143 238V237H142ZM167 238V239H168ZM261 238V237H260ZM144 239V238H143ZM262 239V238H261ZM260 239V240H261ZM50 240V239H49ZM75 240V239H74ZM78 240V239H77ZM146 240V239H145ZM188 240V239H187ZM263 240H264V238H263ZM46 241V240H45ZM156 241V240H155ZM37 242H40V241H37ZM42 242V241H41ZM82 242H83V240H82ZM157 242V241H156ZM43 243V242H42ZM48 243V242H47ZM81 243V242H80ZM262 243H264V241H262ZM20 245H21V243H19ZM25 244V243H24ZM24 244H23V246H24ZM30 244V243H29ZM34 244V243H33ZM44 244V243H43ZM155 244V243H154ZM153 244V245H154ZM159 244V243H158ZM31 245V244H30ZM51 245V244H50ZM157 245V244H156ZM202 245V244H201ZM259 245V244H258ZM49 246V245H48ZM151 246V245H150ZM159 246H160V244H159ZM199 246V245H198ZM261 246H262V244H261ZM260 246V247H261ZM264 246V245H263ZM21 247V246H20ZM33 247H35V245L33 246ZM37 247V246H36ZM35 247V248H36ZM46 247V246H45ZM52 247V246H51ZM260 247H258V249L260 248ZM30 248V247H29ZM42 248V247H41ZM152 248L154 249V247L152 246ZM156 248H157V246H156ZM23 249V248H22ZM40 249V248H39ZM45 249V248H44ZM56 249V248H55ZM63 248H61V250H62ZM151 249V248H150ZM158 249V248H157ZM193 249V248H192ZM242 249V248H241ZM261 249V248H260ZM259 249V250H260ZM263 249V248H262ZM42 250V249H41ZM56 250H58V249H56ZM73 250V249H72ZM72 250H70V251H72ZM239 250V249H238ZM245 250H246V248H245ZM250 250V249H249ZM26 251H27V249H26ZM54 251V250H53ZM243 253H242V252ZM241 251H237L238 253L237 254H239V255H237L238 257H240V256H244V254H246L247 253V251L244 253V251L243 250H241ZM253 251V250H252ZM40 252V251H39ZM65 252V251H64ZM196 252V251H195ZM229 252H233V251H229ZM234 252H235V250H234ZM249 252V251H248ZM31 253V252H30ZM29 253V254H30ZM38 253V252H37ZM41 253H42V251H41ZM50 253H51V251H50ZM240 253H242V254H240ZM262 253V252H261ZM32 254V253H31ZM52 254H53V252H52ZM65 254H67V252L65 253ZM82 254V253H81ZM230 254H232V253H230ZM234 254V253H233ZM251 255H252V252L250 253ZM250 254H246V256L247 255H250ZM54 255V254H53ZM72 255V254H71ZM75 255V254H74ZM80 255V254H79ZM82 255H84V253L82 254ZM89 254H86V256H88ZM91 255V254H90ZM235 255V254H234ZM33 256H34V254H33ZM56 256V255H55ZM58 256V255H57ZM61 256V255H60ZM73 256V255H72ZM229 256H231V255H229ZM246 256H244V258H247ZM1 257H3V256H1ZM27 257H29V256H27ZM35 257V256H34ZM36 257H37V254H36ZM79 257H82V256H79ZM89 257V256H88ZM88 257H86V259L88 258ZM92 258H93V256H91ZM90 257V259L91 260H93L92 258ZM253 257V256H252ZM4 258V257H3ZM23 258V257H22ZM25 258V257H24ZM31 258V257H30ZM29 258V259H30ZM33 258V257H32ZM39 258V257H38ZM83 258H85V257H83ZM241 258V257H240ZM239 258V259H240ZM243 258V259H244ZM256 258V257H255ZM262 258V257H261ZM264 258V257H263ZM28 259V258H27ZM28 259V260H29ZM44 259V258H43ZM89 259V260H90ZM242 259V258H241ZM249 259V258H248ZM247 259V260H248ZM2 260H4V259H2ZM2 260H0L1 262H2ZM23 260H25V259H23ZM36 260V259H35ZM35 260H31V261H34L35 262ZM80 260V259H79ZM252 260V259H251ZM250 260V261H251ZM262 261L260 262V261H258L256 264H264V259H261ZM6 261V260H5ZM30 261V260H29ZM42 260H40V262H41ZM84 261V260H83ZM85 261H87V260H85ZM25 262V261H24ZM34 262H33V264H34ZM39 262V263H40ZM45 262H47V260H44V264H46ZM73 262H75L74 261V259H73ZM89 262V261H88ZM92 262V261H91ZM260 262V263H259ZM27 263V262H26ZM81 263H83V262H81ZM95 263V262H94ZM254 264H255V262H253ZM18 264H19V262H18ZM23 264V263H22ZM28 264V263H27ZM36 264V263H35ZM41 264H43V262H41ZM48 264V263H47ZM66 264V263H65ZM245 264V263H244Z\"/></svg>","mask_w":264,"mask_h":264}]
</instances>
